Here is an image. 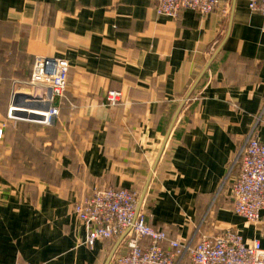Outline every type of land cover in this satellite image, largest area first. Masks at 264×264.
I'll use <instances>...</instances> for the list:
<instances>
[{"label":"crops","instance_id":"0c3cea01","mask_svg":"<svg viewBox=\"0 0 264 264\" xmlns=\"http://www.w3.org/2000/svg\"><path fill=\"white\" fill-rule=\"evenodd\" d=\"M250 2L171 18L154 0H0V264H109L123 235L88 246L75 202L114 186L140 204L149 179L141 208L171 238L234 229L264 247V209L247 222L223 186L252 129L264 143V21ZM39 55L69 62L60 117L17 124L13 94L31 92Z\"/></svg>","mask_w":264,"mask_h":264},{"label":"built area","instance_id":"2783aa9c","mask_svg":"<svg viewBox=\"0 0 264 264\" xmlns=\"http://www.w3.org/2000/svg\"><path fill=\"white\" fill-rule=\"evenodd\" d=\"M154 3L158 14L171 18L178 17L184 9L207 16L220 6V0H154ZM250 8L260 12L264 21V0H251ZM69 71L65 59L36 56L32 76L24 82L31 89L24 94L33 98L15 99L18 93L15 92L9 118L51 125L60 116ZM106 101L109 106L122 103L123 92L108 90ZM254 129L234 156L223 186L229 184L233 211L247 222L257 224L264 209V143L256 137ZM3 136L1 127L0 139ZM74 212L87 230L88 246L123 235L122 249L109 264H183L186 259L192 264H264L261 242L247 241L234 229L196 239L198 228L187 242L171 238L164 229L147 223L145 211L139 208V194L127 188L95 189L75 202Z\"/></svg>","mask_w":264,"mask_h":264},{"label":"rangeland","instance_id":"374dc122","mask_svg":"<svg viewBox=\"0 0 264 264\" xmlns=\"http://www.w3.org/2000/svg\"><path fill=\"white\" fill-rule=\"evenodd\" d=\"M29 81V80H28ZM24 86H26V87H28L27 85H24ZM20 87H22V89H24L23 88V86L21 85ZM20 87H18V88H16V89H19ZM29 88V87H28ZM18 95V94H17ZM119 105V104H118ZM117 106V105H116ZM113 107H115V106H113ZM18 122H20V121H17V124H18ZM23 122H26V121H23ZM28 123H34V122H29V121H27ZM34 124H40V123H34ZM40 125H42V124H40ZM0 140H2V139H0ZM6 150H5V148H2V146L0 145V156L2 155V153L3 152H5ZM25 154L27 155V157H31V158H33V157H35V158H37L38 159V161H37V165H38V167H40L41 168V170H43L44 168H46L48 165L45 163V161L43 160V157H42V154L41 153H34V152H29V151H25ZM26 163H27V166H28V164H31L29 161H26ZM26 166V167H27ZM109 187H114V186H109ZM118 188H121V187H118ZM122 188H124V187H122ZM128 189V188H127ZM130 190V189H129ZM133 191V190H132ZM136 192V191H135ZM139 194V193H138ZM145 200V199H144ZM141 210L142 211H145V215H146V218H147V213H146V210H145V208L144 207H142L141 208Z\"/></svg>","mask_w":264,"mask_h":264},{"label":"water","instance_id":"95a60500","mask_svg":"<svg viewBox=\"0 0 264 264\" xmlns=\"http://www.w3.org/2000/svg\"><path fill=\"white\" fill-rule=\"evenodd\" d=\"M195 87H196V86H195ZM195 87H194V88H195ZM194 88H193V90H194ZM193 90H192L191 93L188 95V97L184 100L182 106H181L180 109H179V112L176 114V116H175V118H174V121H173V124H172V126H171V128H170V131H169V133H168V135H167V138H166V140H165V145H166V143H167V140H168V138H169V135H170V133H171V130H172L173 126H174V123H175V121L177 120L178 115H179V113L181 112V109H182L183 106H184V103L190 98V96H191ZM17 94H18V95H17ZM17 94H16V96H15V99H16V98H17V99H19V98H23V99H32V98H33L32 96H30V95H28V94H24V93H17ZM24 115H25V113H24ZM150 180H151V179H149V181H148V183H147V187L145 188L144 192L142 193L141 200H140V204H139V208H141V204L143 203V201H144V199H145L146 192H147V189H148V186H149Z\"/></svg>","mask_w":264,"mask_h":264},{"label":"trees","instance_id":"16d2710c","mask_svg":"<svg viewBox=\"0 0 264 264\" xmlns=\"http://www.w3.org/2000/svg\"><path fill=\"white\" fill-rule=\"evenodd\" d=\"M67 86H68V85H67ZM66 90H67V89H66ZM65 93H66V91H65ZM65 93H64V96H65ZM64 96H63V98H64ZM61 101H62V100H61ZM60 112H61V105H60ZM59 117H60V116H59ZM59 117H58V118H59ZM58 118H57V119H58ZM57 119H55V121H54L53 123H55V122L57 121ZM53 123H52V124H53ZM52 124H51V125H52ZM42 125H43V124H42ZM51 125H45V126H51ZM28 129H29V128H27V130H28ZM147 223H148V222H147ZM148 224H149V223H148Z\"/></svg>","mask_w":264,"mask_h":264}]
</instances>
